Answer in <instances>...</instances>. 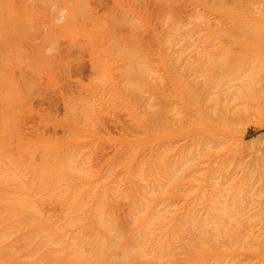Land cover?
Masks as SVG:
<instances>
[{
  "label": "bare ground",
  "instance_id": "6f19581e",
  "mask_svg": "<svg viewBox=\"0 0 264 264\" xmlns=\"http://www.w3.org/2000/svg\"><path fill=\"white\" fill-rule=\"evenodd\" d=\"M0 264H264V0H0Z\"/></svg>",
  "mask_w": 264,
  "mask_h": 264
},
{
  "label": "rangeland",
  "instance_id": "374dc122",
  "mask_svg": "<svg viewBox=\"0 0 264 264\" xmlns=\"http://www.w3.org/2000/svg\"><path fill=\"white\" fill-rule=\"evenodd\" d=\"M87 72H88V71L86 70V73H84V75H85V74L88 75L89 72H88V73H87ZM86 75H85V76H86ZM46 92H47V93H50V90L48 89V91L46 90ZM35 101H36V102H35ZM34 103H35V104H34ZM46 104H47V106L45 107ZM33 105H34V107L36 106V108L38 107V101H37L36 99L34 100ZM43 105H44V106H43ZM42 106H43V108H46V109H49V108H50V105H49L46 101H44V102L42 103ZM60 109H61V108H60ZM60 111H62V110H60ZM60 111H59V113H60ZM121 115H122V114H121ZM35 120H37V117H35ZM122 120H123V122H125L124 119H122ZM172 120H173V119H172V116H171L170 119H169L170 124H172ZM246 123H247V122H245V124L243 123L244 126H245V129L243 128V125H239V126H242V127H240V128L238 127V128H237V131H238V132H239V131H240V132H242V131H248V134H247L246 138H247V139L249 138V139L247 140V139L245 138V141H246V142H247V141L249 142V141H251L252 139H255V136H256L257 134L259 135V134L262 133L263 131H262V130L255 129L254 126H252L251 124H246ZM109 128H110L111 131H112V129H113V132H112V133H114V134L116 133V131H117V129H118V128L115 129L112 125H109ZM242 128H243L244 130H243ZM240 129H241V130H240ZM114 131H115V132H114ZM240 134H241V133H240ZM258 135H257V136H258ZM257 136H256V137H257ZM251 137H252V138H251ZM169 138H170V137H169ZM170 139H173V138H170ZM250 139H251V140H250ZM170 142H171V141H170ZM174 143H176V141H175ZM170 144H171L170 146L173 147V146H172L173 143H170ZM176 144H177V143H176ZM176 144H174V145H176Z\"/></svg>",
  "mask_w": 264,
  "mask_h": 264
}]
</instances>
